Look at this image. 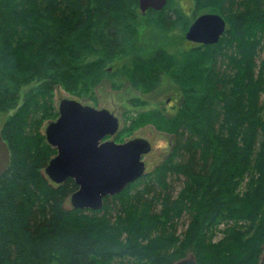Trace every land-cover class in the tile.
<instances>
[{"label":"trees","instance_id":"obj_1","mask_svg":"<svg viewBox=\"0 0 264 264\" xmlns=\"http://www.w3.org/2000/svg\"><path fill=\"white\" fill-rule=\"evenodd\" d=\"M187 1L195 18L224 17L217 43L132 54L139 0H0L1 130L11 153L0 181V264H170L163 254L178 239L180 220L178 255L198 264H260L264 0ZM181 8L168 0L161 11L148 9L147 23L165 31L179 22L186 32L191 23ZM130 55L120 72L126 79L156 90L166 73L179 87L176 112H157L173 137L170 151L152 172L105 197L101 209L68 207L74 179L54 183L44 173L57 153L42 129L58 117L54 92L69 82L76 96L96 103L109 64Z\"/></svg>","mask_w":264,"mask_h":264},{"label":"water","instance_id":"obj_2","mask_svg":"<svg viewBox=\"0 0 264 264\" xmlns=\"http://www.w3.org/2000/svg\"><path fill=\"white\" fill-rule=\"evenodd\" d=\"M168 0H139L141 13L161 9ZM217 13H204L189 26L185 37L202 44L217 43L226 30ZM119 118L107 108L84 104L74 98L60 99L58 117L44 131L56 148L44 173L54 183L74 179L78 188L70 201L77 208L101 209L104 199L120 193L128 184L147 174L144 156L152 145L143 137L117 142ZM11 164L10 148L0 128V181ZM174 264H198L194 257ZM260 264H264V253Z\"/></svg>","mask_w":264,"mask_h":264},{"label":"rangeland","instance_id":"obj_3","mask_svg":"<svg viewBox=\"0 0 264 264\" xmlns=\"http://www.w3.org/2000/svg\"><path fill=\"white\" fill-rule=\"evenodd\" d=\"M178 1V0H177ZM182 4L181 11L183 10L189 16L186 18L190 20V23L195 20L193 2L189 4L187 0H180ZM180 7V5H179ZM194 16V17H193ZM173 27L166 28L164 30H157L147 23L146 16L138 11V28L139 37L136 42V48L132 54H139L146 49L154 51L163 50V47L170 53L178 54L183 49H189L193 44L188 41L185 37L186 32L184 31L185 25H180L179 22L175 23ZM190 24V25H191ZM189 25V26H190ZM183 37L186 40L183 41ZM183 45V46H182ZM163 46V47H162ZM167 52V51H165ZM264 55V54H262ZM130 56L115 59L109 64V71L104 80L100 83L97 88V102L92 100L82 99L76 96L70 86L69 82L60 84L53 96L54 105L57 109L59 106L60 99L68 97L74 98L81 101L84 104L93 105L98 108H107L113 112L120 121L119 135L113 137L117 142H122L126 139L143 137L146 138L152 145L150 152L144 156L147 174L152 172L153 169L161 163L168 155L173 137L170 134L165 133L161 130V122L157 112L163 114H172L176 112L180 105L181 94L179 87L174 79L169 78L166 73L160 76V83L156 90L146 89V83H142L141 80L132 78V80L126 79L121 72V67L126 63L128 64ZM115 70L119 71V75L112 77L111 75ZM148 83V82H147ZM142 85V86H141ZM129 112V113H128ZM128 113V115H127ZM7 117L6 113H0V128L5 122ZM50 119H45L42 125L43 131H45ZM181 184L178 183L175 194L181 189ZM247 186V182H246ZM246 186L240 187L239 191L242 193ZM67 206H71V201L68 199ZM83 220V219H81ZM85 222L91 221L85 218ZM181 221V220H180ZM179 221L175 237L178 239L171 244L170 254L166 251L165 256L170 264L189 258L188 253L185 255H178L180 246L184 245L182 240L183 232L186 227L180 224ZM91 222H95L92 220ZM188 222L185 220V223ZM97 223V222H96ZM124 225H129V218L126 217L123 221ZM188 227V226H187ZM229 226H223L222 229H227ZM223 232L220 231L219 235L214 239H220L223 236ZM168 241L164 240L160 245L167 247ZM186 248V247H184ZM168 253V254H167ZM176 256V257H175ZM119 264H147L146 261L134 260L130 263H119Z\"/></svg>","mask_w":264,"mask_h":264},{"label":"bare ground","instance_id":"obj_4","mask_svg":"<svg viewBox=\"0 0 264 264\" xmlns=\"http://www.w3.org/2000/svg\"><path fill=\"white\" fill-rule=\"evenodd\" d=\"M167 3H168V1H167ZM167 3H166V4H167ZM138 4H139V3H138ZM166 4L164 5V7L166 6ZM164 7H163V8H164ZM163 8L158 9V10H157V9H152V8H149V9H151V10H155V11H161ZM139 10H140V6H139ZM147 11H148V10H147ZM142 14H143V13H142ZM145 14H146V13H145ZM145 14H143V15H145ZM202 14H204V13H202ZM217 14H218V13H217ZM200 15H201V14H200ZM200 15H198V16H200ZM219 15H220V14H219ZM198 16H197V17H198ZM197 17H196V18H197ZM196 18H195V19H196ZM192 23H193V22H192ZM226 25H227V23H226ZM226 27H227V26H226ZM188 41H189V40H188ZM190 42H191V43H195V44H202V43L193 42V41H190ZM214 44H215V43H214ZM208 45H211V44H208ZM49 161H50V160H49ZM103 205H104V204H103ZM71 207H72V208H76V209L99 210V209H91V208H77V207L72 206V204H71Z\"/></svg>","mask_w":264,"mask_h":264},{"label":"flooded vegetation","instance_id":"obj_5","mask_svg":"<svg viewBox=\"0 0 264 264\" xmlns=\"http://www.w3.org/2000/svg\"><path fill=\"white\" fill-rule=\"evenodd\" d=\"M164 50L167 51V49H164ZM109 69H110V68H109V66H108L107 71H109Z\"/></svg>","mask_w":264,"mask_h":264}]
</instances>
